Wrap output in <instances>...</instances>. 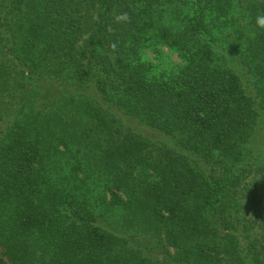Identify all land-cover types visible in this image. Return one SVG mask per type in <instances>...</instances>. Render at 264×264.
I'll return each instance as SVG.
<instances>
[{
    "label": "trees",
    "instance_id": "obj_1",
    "mask_svg": "<svg viewBox=\"0 0 264 264\" xmlns=\"http://www.w3.org/2000/svg\"><path fill=\"white\" fill-rule=\"evenodd\" d=\"M258 15L0 0V264H264Z\"/></svg>",
    "mask_w": 264,
    "mask_h": 264
},
{
    "label": "clouds",
    "instance_id": "obj_2",
    "mask_svg": "<svg viewBox=\"0 0 264 264\" xmlns=\"http://www.w3.org/2000/svg\"><path fill=\"white\" fill-rule=\"evenodd\" d=\"M118 19L127 20L128 16L126 13H124V14H121V16L118 17ZM257 24L259 27L264 28V15H258L257 16Z\"/></svg>",
    "mask_w": 264,
    "mask_h": 264
}]
</instances>
